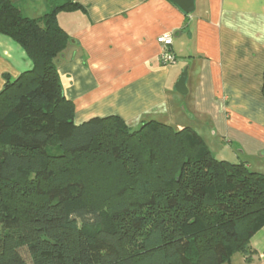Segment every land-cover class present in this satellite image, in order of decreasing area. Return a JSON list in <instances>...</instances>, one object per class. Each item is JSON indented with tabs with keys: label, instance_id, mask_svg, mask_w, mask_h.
Instances as JSON below:
<instances>
[{
	"label": "trees",
	"instance_id": "16d2710c",
	"mask_svg": "<svg viewBox=\"0 0 264 264\" xmlns=\"http://www.w3.org/2000/svg\"><path fill=\"white\" fill-rule=\"evenodd\" d=\"M65 1L39 19L0 0L32 63L0 92V264H229L264 227V174L217 160L190 128L74 123L58 58ZM264 97V71L262 76ZM101 204V205H100ZM109 221L110 227L107 222Z\"/></svg>",
	"mask_w": 264,
	"mask_h": 264
},
{
	"label": "crops",
	"instance_id": "0c3cea01",
	"mask_svg": "<svg viewBox=\"0 0 264 264\" xmlns=\"http://www.w3.org/2000/svg\"><path fill=\"white\" fill-rule=\"evenodd\" d=\"M9 1L28 19L65 1L79 6L56 14L68 36L57 71L75 124L116 116L134 131L149 121L188 127L217 160L264 174V0H194L190 15L169 0ZM167 33L176 57L168 68L157 43ZM31 68L23 49L0 35V92ZM250 247L229 264H264V227Z\"/></svg>",
	"mask_w": 264,
	"mask_h": 264
},
{
	"label": "built area",
	"instance_id": "2783aa9c",
	"mask_svg": "<svg viewBox=\"0 0 264 264\" xmlns=\"http://www.w3.org/2000/svg\"><path fill=\"white\" fill-rule=\"evenodd\" d=\"M157 43L160 46L161 53L158 61L163 67L168 68L176 63V57L171 49L173 37L171 33L157 37Z\"/></svg>",
	"mask_w": 264,
	"mask_h": 264
},
{
	"label": "water",
	"instance_id": "95a60500",
	"mask_svg": "<svg viewBox=\"0 0 264 264\" xmlns=\"http://www.w3.org/2000/svg\"><path fill=\"white\" fill-rule=\"evenodd\" d=\"M169 1L172 2L177 8L180 9V11H182V13L186 15H190L194 11L195 8L194 0H169ZM185 78H186V72L183 71L181 77L175 84L176 90L179 94L185 92V84H184Z\"/></svg>",
	"mask_w": 264,
	"mask_h": 264
},
{
	"label": "rangeland",
	"instance_id": "374dc122",
	"mask_svg": "<svg viewBox=\"0 0 264 264\" xmlns=\"http://www.w3.org/2000/svg\"><path fill=\"white\" fill-rule=\"evenodd\" d=\"M214 154H217V152L214 151ZM254 167H255V168H258V167H259L258 164H257L256 162L254 163ZM100 205H101V204H100ZM107 221H108V220H107ZM106 225H108V227H110L109 221L107 222Z\"/></svg>",
	"mask_w": 264,
	"mask_h": 264
}]
</instances>
